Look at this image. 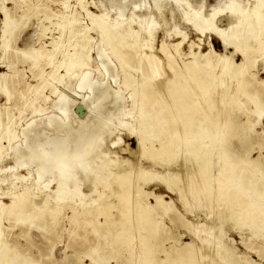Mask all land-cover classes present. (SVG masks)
<instances>
[{"label":"bare ground","instance_id":"6f19581e","mask_svg":"<svg viewBox=\"0 0 264 264\" xmlns=\"http://www.w3.org/2000/svg\"><path fill=\"white\" fill-rule=\"evenodd\" d=\"M77 3L83 6L82 0H77ZM202 4V0L195 3H191L190 0H125L119 4L120 10L117 13L118 16L125 15L124 10L128 5L134 7L127 20L120 22L117 16L111 19L104 12L94 16L92 27L97 34V43L95 45L92 43L90 50L97 51L96 58L98 61L100 59L105 61L104 66L109 69H120L123 74L121 82L116 75L110 76L113 83L117 84L118 91L109 95L110 93L102 90L106 97L103 94L105 100L101 99L106 103L112 98L115 104H118L117 97L121 95L122 90H129L131 108L126 110L123 119L121 117L117 129L116 126L113 127L117 131V137L109 140L112 133L109 135L102 131L104 128L101 129L102 121L104 125L106 120L103 117L104 120L98 121L101 117L99 119L93 117L92 105L87 103L89 100L84 101L86 97L83 99V107L87 110L81 117L69 108L70 104L65 103L63 107L65 100L68 102L73 100V103L76 100L73 98L76 96L75 92H72V96L69 93L68 96V93L66 95L63 91L71 92L72 81L79 75L84 74L89 79L94 72L88 67L91 65L89 63L92 56L87 54L75 56L70 61L65 58L58 65L64 68L65 73L55 78L58 86L54 87L53 96L57 103L54 101L52 104L54 110H62L64 118L60 119L55 114L46 117L48 107L34 110L31 121L26 124L30 140L24 146L14 144L17 134L8 130L9 140L6 146L13 151L16 168L20 170L24 168L27 173L7 168L10 171L3 180L9 182L11 188L7 193L0 191V219L6 213L8 218L14 219L17 224L34 229L45 236L57 232L58 222L68 209L70 241L78 237L86 240L87 229L91 230L98 241L89 246L84 255L91 261L97 259L98 263L113 259L116 264H242L244 257L237 256V253L235 255L232 247H223L220 242L217 249L220 250L221 256L217 257L211 251L210 242L205 237H201L200 244H195L192 240L176 245L179 237L165 233L158 218L159 215L168 212L174 204L173 201L166 202L161 196L154 195L155 204H149L146 201L149 193L144 191L139 183L159 178L171 192H177L181 200H186L184 204L186 212H191L190 203L187 201V196L190 195L204 208V212L205 209L210 212L217 210L218 221H230L232 228L247 229L252 236H262L264 233V155L261 153L255 157L251 155L256 142L259 149L264 148L260 140L264 138V133L249 136L251 122L238 121L234 112V107L239 108L247 101L255 107L246 108L244 114H257L258 105L264 107L261 89L249 85L241 78L237 89L244 100L239 101L237 96L218 89L214 84V75L206 74V69L191 62L184 63L183 67L192 74V82L186 81L181 87L178 83L182 79V71L173 68L174 55L170 51L173 44L167 41L179 35L180 41L177 43L179 46L186 38L185 33L175 31L173 14L178 13L180 19L183 17L182 20L190 23L195 31L199 30L202 24L200 30L212 31L225 47L234 44L235 51L242 54L243 59L237 64L232 55H219V61L222 60L221 71L225 72L233 66L235 72L240 73L245 69L248 50V47L241 45V41L252 37L254 42H260V48H263L264 0H218L216 9L209 11V16L212 19L217 14L224 16L227 21L224 27H218L202 14ZM142 7L143 10H140ZM166 10H169L171 16L170 27ZM2 11L4 16L0 25V49L2 58L6 59L11 50L8 34L18 25L19 20L12 17L5 7ZM136 11L140 13L136 14ZM45 19L50 18L47 16ZM60 19V23L57 24L60 34L67 32L71 38L72 35L75 37L80 34L85 42L84 46H87L86 42H89V39H85L83 30H77V20L68 15H61ZM134 25L137 28H134ZM158 29L164 31L160 51L172 73V76L161 80L158 78L161 75L162 60L152 53V46L147 41L142 42L146 39L155 40ZM129 37H135V40L128 43ZM127 46L132 48L129 54L125 52ZM31 47L32 45H29L23 50L14 48V52H21L32 61L43 56L40 52L28 51ZM178 51L177 49L176 52ZM99 56L102 58L98 59ZM48 57V63H52V56ZM131 60H134V64L130 63ZM199 70L205 72V75L200 76ZM96 71L100 76L101 72L98 69ZM235 72L233 76L236 75ZM262 85L264 86V81ZM0 95L7 99L10 97L5 74H0ZM62 96H65V100H62ZM93 96L102 97L96 94ZM217 97L223 108L209 112L211 103ZM49 100L50 97L46 101ZM97 102H100L99 105L103 103L100 98ZM94 103L96 107L99 106L96 101ZM103 104L98 109H102L104 113ZM96 107L95 111L99 113ZM225 109L227 115H223ZM112 113L110 114L113 116ZM43 119L45 121L40 123ZM99 122H102L101 125ZM119 127H123L126 133L135 138L140 154L142 153L153 166L171 162L178 155L185 154L187 159L184 161H189L190 165L185 166L188 170L185 188L178 185L176 176L168 177L166 172L159 174L150 169L148 171L139 167L137 163L115 155L116 151L112 149L121 139ZM235 139L238 146L233 145ZM252 139L256 141L255 144L252 143ZM154 142L157 146L153 144ZM95 144L97 147L94 149ZM3 148L4 146H0V156ZM93 150L92 155L95 153L93 159H87L88 156H92L89 154ZM102 155L108 158H102L100 161L98 157ZM95 158L101 163L98 161V164H93ZM33 164L36 166V176L31 179ZM74 164L81 167H74ZM47 175L49 176L46 179ZM29 180L30 185L36 187L37 191L31 190L27 185L18 189L16 183ZM80 183L87 185L90 192L84 193ZM45 190L48 192L44 193ZM5 194L9 195L8 202L3 201V198H7ZM40 198H42L40 204L36 203ZM99 217H102L103 221ZM187 225L193 228L190 221ZM196 236L200 237L199 234ZM168 238L173 239L174 244L166 248L163 244ZM55 246L56 244L51 247V252ZM123 250L127 251L128 256L124 257ZM160 253L164 254L163 257ZM72 256L78 264H82V258L78 254L73 253ZM0 264L42 262L25 251L8 245L3 240L0 228Z\"/></svg>","mask_w":264,"mask_h":264},{"label":"rangeland","instance_id":"374dc122","mask_svg":"<svg viewBox=\"0 0 264 264\" xmlns=\"http://www.w3.org/2000/svg\"><path fill=\"white\" fill-rule=\"evenodd\" d=\"M82 1L83 6L81 7L78 5L77 0H0V25L4 16L2 11L3 7H5L12 17H17V20H19L18 25L11 33L8 34V39H10L9 44L11 46L9 57L3 59L0 49V74L6 75V81L10 92V97L8 99L5 96L0 95V146H4L0 156V191L3 193H7L11 188L9 182L3 180L4 178L6 179L5 175H7L10 170H19L21 173H27L24 168H22V170L16 168L17 165L13 158V151L8 146H6L9 140L8 130L15 131L17 134V139L15 140L14 144H21L24 146V144L30 140V133L26 127V124L31 121V116L34 110H43L48 107V110L45 113L46 117L50 116V114H55L60 119L64 118L63 113H61L62 110H54V108H52V104L54 101H56L55 104L57 103V99H55V96H53L54 87L58 86L57 82H55V78L65 73L64 68L58 67V65L65 58L67 61H70V59L73 60L75 56H82L86 54L92 56V61L89 63L91 65L88 67L92 69V72L94 71L93 75L89 79L84 74L79 75L72 81L71 92L63 91L66 93V95L68 93V96L70 94V96H72V92L76 93V96H73V98L76 99L75 103H73V100L69 102L65 100V96H62V100H65L63 107L65 106V103L66 105L70 104L69 108L76 112L78 117H81V115L87 110L83 107L84 101L89 100L87 103L90 104V106L92 105L96 107L94 102L96 101V103L99 105L100 102H97L99 98L101 102H105L103 101V99L105 100V98H103V94L104 97H106V93H104L105 91L107 94L110 93L109 95L113 94L115 91H118L117 84L113 83L110 76L116 75L118 81L121 82L123 78L121 70L114 68L109 69L108 67L104 66L106 63L105 61H101L102 59L100 58L102 57L99 56L98 59H100V61H98L96 58V54H98L96 53L97 51L90 50L91 44L93 43V45H95L97 43V34L92 27V19H95L94 16L104 12L107 13L111 19H114L117 16L118 21H125L130 17L134 7L128 5L124 10L125 15L123 14L118 16L117 12L120 10L119 4L125 0ZM198 1L200 0H190L191 3ZM202 1V14L207 18H210L211 22L215 23L218 27H224L227 23L224 16H218L217 14L215 15L216 17H213V19L209 16L210 12H212V9H216V3L218 0ZM172 7L174 8L173 4ZM183 8L186 10L185 7ZM140 10H143V7ZM139 11H136L135 13L139 14ZM165 14L170 23L168 27H170L172 21L170 19L171 16L169 10H166ZM61 15H68L69 17H73L77 20V30H83L85 32V39H89V42H86L87 46H84L85 42L80 37V34L76 35L75 37L72 35L73 38H71V35H69L67 32L60 34L57 24L61 21ZM173 15H175L173 20L176 29L175 31H181L186 35V38L180 43L179 46L177 45L178 41H180L179 35L174 36L172 39H167L168 42L173 44L170 48L171 53L174 55V61L172 63L173 68L177 71H182V79L179 80L178 83L181 87L184 86L186 81L192 82V74H190V72L185 70L183 67L184 63L191 62L193 65L197 63L200 65V67L206 69V74L214 75V84L218 87V89L220 91L231 93L233 96H237L239 101L244 100L243 95H240V92L237 89L238 82L241 78L242 81L245 80L249 85H252L253 87H259L262 92V101L264 100V86L262 85V82L264 81V42L262 43L263 48H260L261 43L258 41L254 42L252 37L241 41L242 46L248 47L246 54L247 58L245 59V69L240 73H236V69L233 66H230V68L226 69L225 72H222V60L219 61V55H232L234 61L237 64H239L243 59L242 54H240L238 51H235L234 44H229L225 47L221 40L212 31L208 29L200 30L203 27L202 24L200 25L201 28L195 31L190 23L182 20L183 17L180 19V15L178 13H174ZM47 16L50 18L49 20L45 19ZM157 19H159V17H157ZM177 25L178 28H176ZM134 28H137V26L134 25ZM255 30L256 28H254V31ZM262 34L264 36V30ZM163 36L164 31L158 29L155 40L146 39L145 41H142H147V43L152 46V53L162 60L161 75L159 76L158 80L172 76L167 62L160 51V41ZM134 38H127L128 43H132L133 40H135ZM93 39L95 40L92 41ZM29 45H32V47L28 51L32 53L40 52V54H43V56L37 58L35 61H32L28 59L27 56H23L21 52H14V48L23 50ZM177 49L179 50L178 52H176ZM131 51L132 48L130 46L125 48L126 54H129ZM145 51L148 50L145 49ZM48 55L52 56V63H48ZM130 63L134 64V60H131ZM101 66L103 70L100 68ZM97 69L101 72L100 76L96 71ZM233 72H235L236 75L233 76ZM198 73L200 76L205 75V72L202 70H199ZM93 84H96L97 87L93 86ZM105 84L107 87H105ZM101 85L104 86L102 87ZM87 93H90V95ZM94 93L97 96L102 95V97L93 96L95 95ZM128 94L129 90H122L121 95L119 94L117 97V100L119 101L118 104H115V101L112 98H109V100H106L107 102L104 103L106 108L104 104L101 103L103 104V111L107 110L106 112L108 113L109 111L110 113L113 112V116L109 113L110 117L105 111L104 113L102 112V109H100L101 104L99 105V109L98 105V107H96V110L100 111L99 113H97L98 111H95L94 107L92 109L91 106L92 112L94 111L93 117L95 119H99V117H101L98 121H101V119L106 120V124L104 125V121H102L103 123H99L100 125L102 123L101 129L104 128L102 130L103 132H106L109 135L112 133L109 140L117 137V131L115 128L117 129L118 123H120V121L125 117L124 114L126 113V110L131 108ZM49 97L50 100L47 102L46 100ZM254 107L255 106L253 104H250L247 101L246 104L240 105L239 108L234 107L235 116L238 121L243 122L248 120L251 122L252 129L250 130V133L248 132L249 136L251 134L254 136L257 133L261 135L264 133V107H262L261 104H259L257 107V114H244L246 108ZM222 108L223 106L220 105L219 97H217L216 100L211 103L209 112L216 109L220 110ZM223 112V115H227L226 109ZM96 113L97 117L95 116ZM105 115H108V117ZM108 119H110V121H107ZM43 121H45V119L40 121V123ZM37 122L39 123V121ZM113 127L115 128L113 129ZM109 130L112 131L110 132ZM49 132H51V130ZM119 136H121L119 143H117L112 149L116 151L115 155L123 159H128L134 164L137 163V165H140H138L139 167H142L146 170L150 169V171H156L159 174L166 172L168 177L176 176L178 178V185L181 188H185L188 182V170L185 168V166H190L189 161H184L185 158L187 159L185 154L178 155L176 157L177 159L175 158L171 162L163 164L159 163L153 166L151 165L150 161L142 156V153L140 154L135 138L126 133V130H124L123 127H119ZM109 140L107 144L109 143ZM260 140L264 144V138ZM255 142L256 141L252 139V143L255 144ZM153 144L157 146V143L154 142ZM233 145H239L236 139L233 140ZM96 147L97 145L95 144L93 148L95 149ZM93 152L94 150L91 151L89 155H92ZM258 153L264 155V148L259 149V144L256 142L251 155L255 157L258 155ZM94 155L95 153L92 156H88L87 159H93ZM103 156L104 155H102V157H98L100 161L102 158H108L107 156ZM98 158H95L93 164H98L100 162ZM74 167L78 168L81 167V165L74 164ZM31 175V179L36 176L35 164L32 166ZM48 176L49 175L46 176V179ZM30 181L31 180L28 182L24 181L22 183H16L18 189H22V186L27 185L30 186L31 190L37 191L36 187L30 185ZM139 183L141 184L142 189L149 193L146 198V201H148L149 204H155L156 201L154 195L156 197L161 196L166 202L170 200L173 201L174 207H170L166 214L159 215L158 218L165 233H172L179 237L176 245H180L184 242H190L192 240L195 242V244H200L201 237H205L210 242L209 246L211 251L214 252L217 257L221 256L220 250L218 251L217 249L218 243L220 242L223 247H232V249H234L233 251L235 255L238 254L237 256L244 257L242 264H264V233L262 236H252L250 231L247 229L239 230L232 228V223L230 221H218L216 214L217 210L210 212V210L205 209L204 212V208L200 207L190 195L187 196V201L190 203L189 206L191 207V212H186L184 209L186 200H181L177 192H171L166 184L163 183L159 178H154L153 180L145 183L139 181ZM80 185L84 193L90 192L87 185L83 183H80ZM43 192L46 193L48 191L45 190ZM5 196L7 198H3V201L8 202L10 200L9 195L5 194ZM41 200L42 198L38 199L36 203L40 204ZM69 214L70 211L66 209L65 214L58 222L56 233L43 236L40 232L34 229H29L27 226H21L17 224L14 222V219L8 218L7 214L4 213L0 219V228L2 231L3 240L8 245L16 247L20 251H25V253H28L35 259H38L40 263L42 262V264H78V261H75L74 257L72 256L73 253L78 254L79 257L82 258V264H116L115 260L113 259L98 263L96 261L97 259L91 261L89 258L85 257L84 251L89 248V246L98 241L97 236L94 235L91 230L87 229L85 234L86 240H82V238L77 236L78 238L70 241L68 235L69 224L67 217ZM99 219L103 221L102 217H99ZM189 221L193 225V228L188 227L187 222ZM206 227H210L211 229L207 230ZM196 234H199L200 237L198 238ZM59 235L61 238H59ZM100 242L102 241L100 240ZM54 244H56V246L53 252H51V247ZM172 244H174L173 239L168 238L163 245L164 247L168 248ZM123 255L124 257L128 256L127 251L123 250ZM163 255L164 254L160 253L161 257H163Z\"/></svg>","mask_w":264,"mask_h":264}]
</instances>
